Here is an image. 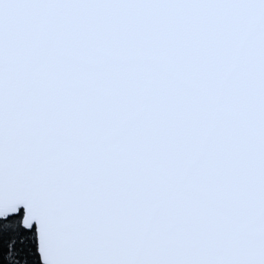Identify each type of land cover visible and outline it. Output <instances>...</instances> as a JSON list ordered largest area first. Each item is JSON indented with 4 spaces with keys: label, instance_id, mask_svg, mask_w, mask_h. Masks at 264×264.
Listing matches in <instances>:
<instances>
[{
    "label": "snow or ice",
    "instance_id": "1",
    "mask_svg": "<svg viewBox=\"0 0 264 264\" xmlns=\"http://www.w3.org/2000/svg\"><path fill=\"white\" fill-rule=\"evenodd\" d=\"M0 264H264V0H0Z\"/></svg>",
    "mask_w": 264,
    "mask_h": 264
}]
</instances>
